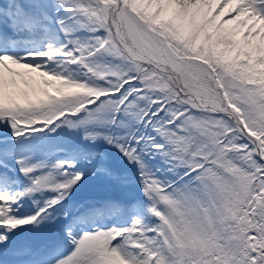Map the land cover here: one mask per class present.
Returning <instances> with one entry per match:
<instances>
[{
  "label": "snow or ice",
  "instance_id": "1",
  "mask_svg": "<svg viewBox=\"0 0 264 264\" xmlns=\"http://www.w3.org/2000/svg\"><path fill=\"white\" fill-rule=\"evenodd\" d=\"M0 264H264V0H0Z\"/></svg>",
  "mask_w": 264,
  "mask_h": 264
},
{
  "label": "rangeland",
  "instance_id": "2",
  "mask_svg": "<svg viewBox=\"0 0 264 264\" xmlns=\"http://www.w3.org/2000/svg\"><path fill=\"white\" fill-rule=\"evenodd\" d=\"M226 12H227V9H225V14H226Z\"/></svg>",
  "mask_w": 264,
  "mask_h": 264
}]
</instances>
